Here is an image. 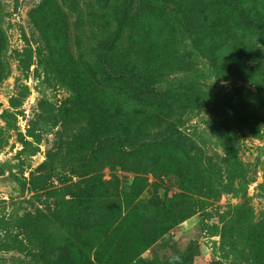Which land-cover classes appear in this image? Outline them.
Here are the masks:
<instances>
[{
	"label": "rangeland",
	"instance_id": "rangeland-1",
	"mask_svg": "<svg viewBox=\"0 0 264 264\" xmlns=\"http://www.w3.org/2000/svg\"><path fill=\"white\" fill-rule=\"evenodd\" d=\"M126 1L0 0V264H264L261 35L235 15L223 18L228 36L199 41L172 7L146 12L131 37L162 57L157 90L195 85L204 109L172 111L175 146L164 149L163 123L145 142L151 155L123 162L149 110L102 83ZM251 1L264 23V0Z\"/></svg>",
	"mask_w": 264,
	"mask_h": 264
},
{
	"label": "trees",
	"instance_id": "trees-1",
	"mask_svg": "<svg viewBox=\"0 0 264 264\" xmlns=\"http://www.w3.org/2000/svg\"><path fill=\"white\" fill-rule=\"evenodd\" d=\"M102 3L105 4L104 9H108L109 0H102ZM123 4L121 20L117 24V29H114L113 33H109L107 36L104 43L106 46L102 54L104 63L109 60L111 62L114 61L112 71L115 74L108 79L104 77L102 83L110 82V86L118 92L123 90L124 87V90H127L137 102H143L149 106V110L139 114L138 117L141 122L135 129L132 128L133 140L136 142L135 147L132 146L130 150L125 147L122 150V154H120V159L124 162L127 155L131 154L132 156H127V158H131L134 161L137 160L135 155L139 154L141 156L144 153L146 150L145 142L151 135L150 130L153 127L161 126L163 123L168 124L167 121L170 119L172 111L180 110L188 103L199 107V109H204V106L199 104L195 95H191V89L195 85L190 86L191 84L187 82H183L181 85L174 83L164 92L157 90V84L160 82V73L156 65L162 61V57L155 52V55L149 58L146 52L151 51V48L149 46L143 48L131 37L132 28L141 25L146 12H157L155 8H159L161 4L172 7L170 14H174L177 17V22L183 27L184 33H196L199 41L204 36L209 39L218 34L228 36V32L222 28L223 18L233 19L235 15H238L235 20L240 23L238 24L239 26L248 27L253 31L256 30V33L259 36L261 35V39L264 41V23L258 22L259 18L257 16L253 18L252 11L255 9L256 2L251 0H128ZM163 16L165 18L168 17L164 14ZM252 18L255 22H250ZM218 28L220 30L216 32ZM109 29H111V26H109ZM176 48L178 49L176 51L168 49L169 54L175 62L184 65L186 56L184 57V54L178 52L181 51L179 47ZM197 50L203 56V53H208V44L200 42ZM155 51H157V48ZM208 73L206 75L212 74L209 71ZM127 128L129 129V127H126V130H115V132L121 131L129 136ZM175 128L176 126L173 124L167 125L168 137L164 143V149L171 145L175 146L177 143L178 134L175 132ZM159 146V142L155 141L153 146L150 147L159 148ZM152 153V150L147 148L144 155H151ZM148 160L154 161V159ZM110 201L109 209L121 208V203H123L121 195L114 196ZM157 223L158 221L154 224ZM172 226L173 223L164 222L158 228L159 233L163 235ZM194 259L195 257L191 261H194ZM105 264H110V261Z\"/></svg>",
	"mask_w": 264,
	"mask_h": 264
}]
</instances>
